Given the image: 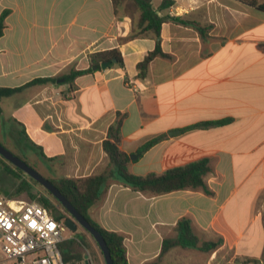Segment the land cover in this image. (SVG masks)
Returning <instances> with one entry per match:
<instances>
[{
	"label": "crops",
	"instance_id": "obj_1",
	"mask_svg": "<svg viewBox=\"0 0 264 264\" xmlns=\"http://www.w3.org/2000/svg\"><path fill=\"white\" fill-rule=\"evenodd\" d=\"M163 1L152 0L159 16L208 27L207 36L167 19L160 30L165 56L140 77L137 65L156 40L129 39L131 18L122 7L115 12L112 0H0V15L9 11L0 87L22 88L0 100V137L53 179L101 175L110 164L103 142L118 120L120 149L134 175L209 159L205 182L213 195L200 189L152 195L114 180L90 216L124 237L128 264L159 258L183 218L199 243L219 246L175 247L160 264H264V11L240 0H173L159 10ZM115 49L123 66L59 81L88 69L92 54ZM45 78L56 83L25 87ZM160 136L166 137L138 154ZM89 245L93 263L106 264L96 242Z\"/></svg>",
	"mask_w": 264,
	"mask_h": 264
},
{
	"label": "trees",
	"instance_id": "obj_2",
	"mask_svg": "<svg viewBox=\"0 0 264 264\" xmlns=\"http://www.w3.org/2000/svg\"><path fill=\"white\" fill-rule=\"evenodd\" d=\"M115 12L118 7H122L124 13L131 18V33L129 39L140 37H151L156 40V47L152 52H149L144 60L137 65L139 76L144 77L149 64L156 57H164V53L160 46V30L162 24L171 19L182 24L192 25L198 29L203 38L207 36L208 27L201 26L198 23L187 22L175 17H161L152 8V0H112ZM258 10L264 11V4H258L256 0H240ZM173 5V0H164L159 6V10H164ZM9 11H4L0 15V38L4 35L6 29L5 19ZM117 59L116 63H111V66H123L121 54L118 50H110L97 52L90 57V66L85 70H72L69 74L62 76L63 83H72L77 77L101 71V64L111 62ZM56 83V79L45 78L36 79L27 84L25 87L34 84ZM22 88L10 89L0 87V100L8 97ZM227 121L206 122L196 125L195 127L205 128L215 124L226 123ZM166 136L157 137L138 150V154L143 155L157 143L162 141ZM20 141V139H15ZM121 141V120H118L109 128L107 139L103 142V148L107 153L110 164L109 167L97 176L86 178H60L50 180L59 191L71 202V204L83 215V217L97 229L105 239L108 250L110 252L113 264H128L127 250L124 244V237L116 232L108 231L94 221L90 216V209L101 199L106 193L110 184L114 180L121 181L124 185L139 191L152 195H164L181 190L200 189L207 195H213L209 190L205 177L212 172L209 159H201L192 162L188 165L169 169L162 174H147L144 176L134 175L129 172L128 165L130 156L120 149ZM3 146L4 143L0 142ZM6 147V146H5ZM7 148V147H6ZM8 149V148H7ZM14 153V152H13ZM16 156L27 162L23 157L14 153ZM1 158V157H0ZM2 159V158H1ZM28 163V162H27ZM29 164V163H28ZM35 168L34 166H32ZM6 171L19 182L16 193L19 195L23 192L27 193L31 200H35L53 213V201L61 205L51 193L45 190L47 195L36 196L30 190L33 185H40L38 182L27 176L28 180H23L25 175L20 169L13 167L7 168ZM9 195V194H8ZM69 213L63 208L62 212L55 214L58 220L67 219ZM68 243V244H67ZM219 246V242H203L199 243L198 238L194 235L193 228L189 219H181L176 226V235L172 238H165L162 244V251L155 261L148 264H160L162 257L166 252L175 247L193 248L201 252L215 251ZM63 257L66 262L81 260L84 257V249H90V245L83 239L82 241H67L62 244ZM65 247L68 251H65Z\"/></svg>",
	"mask_w": 264,
	"mask_h": 264
},
{
	"label": "built area",
	"instance_id": "obj_3",
	"mask_svg": "<svg viewBox=\"0 0 264 264\" xmlns=\"http://www.w3.org/2000/svg\"><path fill=\"white\" fill-rule=\"evenodd\" d=\"M65 220L35 200L0 195V264H94L87 248L83 259L64 260L61 246L74 239Z\"/></svg>",
	"mask_w": 264,
	"mask_h": 264
},
{
	"label": "water",
	"instance_id": "obj_4",
	"mask_svg": "<svg viewBox=\"0 0 264 264\" xmlns=\"http://www.w3.org/2000/svg\"><path fill=\"white\" fill-rule=\"evenodd\" d=\"M117 59H113L111 62H105L101 64V69L105 70L110 67L111 63H116ZM59 81H64L61 79ZM180 131L174 132L178 133ZM0 157L12 164L14 167L23 171L27 176L38 182L46 191L52 194V196L62 205V207L69 213V217L65 220V225L71 232H76L78 227H82L86 230L95 240L106 264H113L110 252L108 250L105 239L102 234L95 229L81 213L71 204V202L59 191V189L46 177L41 175L35 168L29 165L27 162L16 156L13 152L7 149L0 143Z\"/></svg>",
	"mask_w": 264,
	"mask_h": 264
},
{
	"label": "rangeland",
	"instance_id": "obj_5",
	"mask_svg": "<svg viewBox=\"0 0 264 264\" xmlns=\"http://www.w3.org/2000/svg\"><path fill=\"white\" fill-rule=\"evenodd\" d=\"M0 142L4 143V145L11 152H14V153L20 155L21 157H23L29 163V165L35 167V163L33 162V160L32 159L31 160L27 159L26 157L28 155H26L25 153L21 152L14 142H12L11 144H9L8 142H3L1 137H0ZM1 158H0V195L4 196V197H7V198H21V199H25V200H31L30 197L25 192H23V193H21L19 195L16 193V190H17V187L19 185V182L17 180H15L6 171V167L7 168H13L14 166L12 164H10L9 162H7L6 160H4L3 158L2 159ZM36 169H38V171H40L39 167L36 168ZM22 178H23V180H28L26 174L23 175ZM58 179H60V178L59 177H55L54 178V180H58ZM30 192L32 194H35L36 196L47 195L46 192H45V189L41 185H36V184L33 185V187L30 190ZM52 203H53V206H54V209H53V214L54 215L63 211L62 205H59V204H57L54 201ZM74 236L76 237V240L79 241V242L84 239L88 244L91 243V242L95 243V240L93 239V237L86 230H84L82 227H78V231L75 232ZM69 241H73V240H68V242ZM65 251H68V248L65 247ZM0 258H1V254H0Z\"/></svg>",
	"mask_w": 264,
	"mask_h": 264
}]
</instances>
